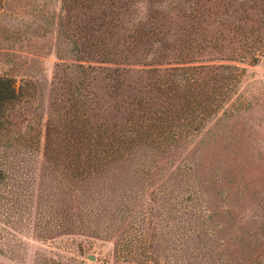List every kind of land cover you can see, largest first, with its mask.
<instances>
[{
	"label": "rangeland",
	"instance_id": "rangeland-1",
	"mask_svg": "<svg viewBox=\"0 0 264 264\" xmlns=\"http://www.w3.org/2000/svg\"><path fill=\"white\" fill-rule=\"evenodd\" d=\"M88 1L67 8L71 0H0V75L23 85L6 112L22 132L41 129L25 155L27 180L13 162L25 148L0 137V264H43L46 255L64 264H134L115 257L113 241L141 225L162 240L159 264H178V240L189 232V264H264V0ZM99 39L116 50L112 61L95 51ZM83 54L84 64L118 70L104 68L73 89L62 67ZM154 81L164 82L161 92ZM75 94L88 98L94 119L119 127L140 104L170 114L183 131L168 144L135 140L110 180L69 179L67 189L61 166L43 153L45 126L61 127ZM180 105L178 114L167 111ZM46 179L66 200L52 212L55 230L43 210ZM123 194L126 219L107 234L104 216L91 217L93 200L102 208Z\"/></svg>",
	"mask_w": 264,
	"mask_h": 264
},
{
	"label": "trees",
	"instance_id": "trees-1",
	"mask_svg": "<svg viewBox=\"0 0 264 264\" xmlns=\"http://www.w3.org/2000/svg\"><path fill=\"white\" fill-rule=\"evenodd\" d=\"M81 2L82 0H71L69 4L68 2L66 3V6L67 8H74L75 4H79ZM86 2L90 4V1L87 0ZM86 2L84 0L83 3L85 4ZM96 43L99 44V47L96 48L95 51H99L102 55L104 54L102 58L105 61H112V57L114 58L113 55L116 54V50L107 46L101 39H99ZM83 57L86 56L84 54L82 56H77L75 57L78 59L77 62H70L69 64H66L65 67H62V69L66 68V71L63 72V74L68 77V82L72 88L73 85L84 86L86 84V80H90L91 77H100L98 74H100L101 70L104 68L107 70L106 73L109 75L118 70L117 67H111L110 65L94 66L92 64H84L80 61ZM92 73H95V76ZM56 80L61 81L62 79L59 76ZM163 83L164 82H160L157 84V82L154 81L152 82V85L157 89V91L161 92L164 88ZM170 91L171 90L169 89L167 94H169ZM22 95V84L16 85L13 78L7 75H0V137L3 134L12 136L15 141L11 142L16 143L17 146L22 147V149L25 148L26 151L21 153V156H19L18 159L16 156H13V162H17L15 171L19 172L20 175H25V180H27V171L29 170L25 166V155L27 154L29 148L31 150L37 145L41 129L36 128L34 132L28 130L22 132L20 131L21 127L19 123L14 119L9 118V113L6 112V109L14 106ZM175 97L177 100L178 95H175ZM69 100L71 109L69 111L66 110L64 116L62 117L61 127L59 128L56 125H50V123H52L50 121L46 123L45 144L43 151L46 160L53 162L54 167L57 165L61 166V170L66 177L64 185L65 188H67V181L69 179L76 181L81 180L84 182L88 181L89 183L95 184L100 182V180H110L109 176H107L110 172V168L117 161H124L128 159L132 153L131 143L135 142V140L147 139L153 143L168 144L169 142L178 139L176 137L180 136L183 131L182 128H175L177 121H174L170 114L159 111L156 112V110L149 112V109H142V105L140 106V104H137L135 108L137 112L136 116L128 118L127 122L120 123V126L118 127L115 123H108L105 119H94L85 113V108L89 106V104H87L88 98H84L82 96L78 97L75 94ZM186 102L184 105H186ZM183 109H185L183 105H180V107L169 106L167 111L178 114L181 110L183 111ZM60 132L66 134L64 138H67L64 142H62L61 137L58 134ZM16 151L19 152L20 150L17 149ZM11 152L7 153L4 151L2 152V155H7ZM13 154H15V152H13ZM146 169L147 168L145 167V170ZM48 181L50 180L46 179L45 182H40L43 187L41 189L42 199H44L43 210L47 213L46 225L48 223L54 224L48 229L55 230L57 229L59 220L51 219L55 218L52 212L60 211L59 208H57L58 206H60L63 210L66 200L64 199L65 197L61 198L63 188H60L56 184H52ZM71 190H68V192L72 193ZM44 194L45 196H43ZM61 199L62 203H59ZM110 201V206L108 205L100 208L98 202L93 200V204L95 203V210L93 211L91 209V212L97 213L93 214L91 217L97 215L98 218H101V216H104L102 229H104L107 234L115 231L117 227H120V225L124 223L126 213L129 208L125 194L116 199V201ZM180 211L181 215H186L187 222H189L188 214L190 216L191 214L184 208ZM195 212H198V210ZM115 214L117 216L118 223L113 217ZM68 218L69 215L65 212L61 226L66 223ZM117 224L119 226H116ZM38 228L39 227H36V229ZM190 233L191 232H189L183 240H178V264L190 263L188 259L185 260L186 257L189 258V253L185 252V247L188 246L187 242ZM113 242L115 244V257L118 259H124L134 264L160 263V256L157 253V247H160L162 240L158 237L157 232H154V229L149 235H147V231L144 230L141 225V227L137 228V232L134 235L115 238ZM57 246L60 247V244ZM64 246L65 245L61 246V248ZM79 249V254H83L81 248ZM184 256L185 258H183ZM82 261L83 259L79 260L81 264L83 263ZM43 264L64 263L55 256L46 255L43 258Z\"/></svg>",
	"mask_w": 264,
	"mask_h": 264
},
{
	"label": "water",
	"instance_id": "water-1",
	"mask_svg": "<svg viewBox=\"0 0 264 264\" xmlns=\"http://www.w3.org/2000/svg\"><path fill=\"white\" fill-rule=\"evenodd\" d=\"M87 257L91 260H94V255L93 254H87Z\"/></svg>",
	"mask_w": 264,
	"mask_h": 264
}]
</instances>
